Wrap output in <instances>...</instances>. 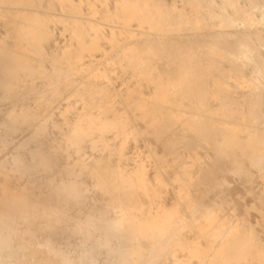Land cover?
<instances>
[{"label": "bare ground", "instance_id": "bare-ground-1", "mask_svg": "<svg viewBox=\"0 0 264 264\" xmlns=\"http://www.w3.org/2000/svg\"><path fill=\"white\" fill-rule=\"evenodd\" d=\"M55 1L0 0V264H264V94L228 68L263 64V5Z\"/></svg>", "mask_w": 264, "mask_h": 264}, {"label": "rangeland", "instance_id": "rangeland-1", "mask_svg": "<svg viewBox=\"0 0 264 264\" xmlns=\"http://www.w3.org/2000/svg\"><path fill=\"white\" fill-rule=\"evenodd\" d=\"M55 1V0H54ZM172 1V2H171ZM183 1V2H182ZM187 1V2H186ZM189 1L190 0H167V4L169 5L168 6V10L169 11H172V8L171 7H173V3H176L177 4V6L179 7L180 5V8L181 9H184L185 11H184V13H186V15L187 16H189L190 15V13H191V10H189V7H188V3H189ZM260 1H262V3L263 4H258V3H261ZM255 0V3L256 4H254V5H256L254 8H259L261 5H263L262 7H260V8H262V9H258V10H255L257 13H260V12H262V13H264L263 11H264V0ZM56 3L58 2V0H56L55 1ZM185 2V3H184ZM201 2L202 3H205L206 2V0H201ZM217 2H218V0H216V1H214V3L212 4V7L210 8V10H209V8H207L208 10H204V11H207V12H209L210 14H212V15H218V14H221L223 11H222V8L220 7V5L219 4H217ZM179 3V4H178ZM219 5V6H218ZM257 5H258V7H257ZM176 6V7H177ZM187 6V7H186ZM99 8L100 9H102V7L101 6H99ZM217 8V9H216ZM206 9V8H205ZM44 11H45V13L46 14H50V13H53L54 15H58V16H60V10H58V9H56V10H48L47 9V7H44V9H43ZM214 10H216V11H214ZM219 10V11H218ZM86 12L84 13V14H80V15H78V19L79 20H81V21H84V22H89V23H94V24H99V25H101V26H104L106 23L100 18V17H94L93 15L92 16H90L91 14H89L88 13V11L87 10H85ZM190 11V12H189ZM189 12V13H188ZM216 13V14H215ZM261 13V14H262ZM63 16L64 17H68V14H66V13H64L63 14ZM178 19V18H177ZM186 24V27L184 28V30L182 31V33H181V35H182V37L184 38V39H186V38H191V37H193V32H192V30L190 29V23H188V22H185ZM200 25L201 24H199V27H200ZM260 28L262 29V32H263V37H264V24H262L261 26H260ZM0 29H1V25H0ZM51 31H53V29H54V38H53V43H52V45L50 46V47H52V46H54V43H55V41L57 42V41H59L58 42V46H62V45H65V44H67V43H69V41H70V34H68V33H66V34H64L63 33V28H62V26H54V28H53V24H51ZM132 29H134L136 32L135 33H139L140 34V30H142V31H146V30H144V28H139L138 26H134V27H132ZM189 29V30H188ZM200 29H201V32L203 33V37H201V39L200 40H198L199 42H201L203 39L204 40H206V39H213L214 37H215V33H213L212 32V30H210V28H202V26L200 27ZM56 30V31H55ZM222 31H223V35L225 36V38L227 39V40H229V42L230 43H238L240 40H241V38H242V36L244 35V29H242V28H235V29H233V28H222L221 29ZM242 30V31H241ZM225 31V32H224ZM147 32V31H146ZM63 33V34H62ZM170 37H172V36H170ZM196 39V38H195ZM197 40V39H196ZM203 40V41H204ZM262 53H264V49H263V52ZM233 55H237V53H235V54H233ZM263 56H264V54H263ZM250 61V60H249ZM249 61H240V62H237V63H229L228 64V68H233V66L234 65H244L243 67H244V70L245 71H247V72H249V76H251V77H255V76H257L256 78H258L257 80H258V82H259V87L260 88H258V90H255L254 92L255 93H263L264 94V78H261V77H264V62H262L263 64H261L260 62H254V61H252V62H249ZM244 62V63H243ZM257 63V64H256ZM249 65V66H248ZM230 66V67H229ZM258 66H260V72L256 69V68H258ZM255 68V69H254ZM251 71V72H250ZM253 72V73H252ZM257 74V75H256ZM114 81V89L116 90V91H118V92H122V91H125L126 90V82H125V80L123 79V78H121V79H119V78H117V79H114L113 80ZM125 82V83H124ZM72 95V94H71ZM71 95H69V94H67V95H65V99L62 101V104L63 103H66V102H64L68 97H72ZM61 105V104H60ZM59 105V106H60ZM56 106L57 105H55V106H53V107H51V108H49L48 110H47V114H50L52 111H54V109L56 108ZM147 143H149V139L147 138V137H143L139 142H138V145L140 146V147H144ZM133 146H134V143H131V145H130V148H129V152H131L132 151V148H133ZM250 163V164H249ZM252 163L253 162H249L248 161V163H247V167L250 169L249 171H251L252 172V174L253 175H255V174H257V175H260V176H262L263 175V171H261L260 169H259V167H255L254 166V163H253V165H252ZM232 190H233V193H232V196H231V198H238V197H241V196H244V197H247V191L243 188V186L240 184V183H238L237 184V181L236 182H233V185H232ZM240 192V193H239ZM237 193V194H236ZM240 194V195H239ZM238 195V196H237ZM245 203V202H244ZM243 207H244V205H243ZM194 216V217H193ZM191 215V217L195 220V221H201L202 220V218L201 217H199L198 215ZM233 219H235L236 220V218H233ZM234 220V221H235ZM197 236H198V233H197V231H192L191 233H189V237H190V240H194V239H198L197 238ZM193 237V238H192ZM40 246L38 245V246H36V248H39Z\"/></svg>", "mask_w": 264, "mask_h": 264}]
</instances>
